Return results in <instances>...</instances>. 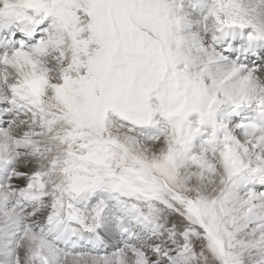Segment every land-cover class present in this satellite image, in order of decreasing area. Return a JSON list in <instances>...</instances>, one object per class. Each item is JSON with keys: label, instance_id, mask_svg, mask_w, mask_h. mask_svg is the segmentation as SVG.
Returning a JSON list of instances; mask_svg holds the SVG:
<instances>
[{"label": "snow or ice", "instance_id": "snow-or-ice-1", "mask_svg": "<svg viewBox=\"0 0 264 264\" xmlns=\"http://www.w3.org/2000/svg\"><path fill=\"white\" fill-rule=\"evenodd\" d=\"M0 264H264V0H0Z\"/></svg>", "mask_w": 264, "mask_h": 264}]
</instances>
